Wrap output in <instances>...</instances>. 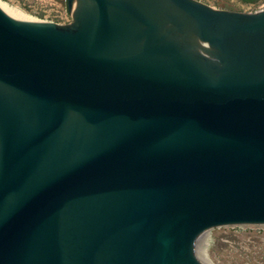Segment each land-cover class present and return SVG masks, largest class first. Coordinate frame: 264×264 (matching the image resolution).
<instances>
[{
  "label": "water",
  "instance_id": "obj_1",
  "mask_svg": "<svg viewBox=\"0 0 264 264\" xmlns=\"http://www.w3.org/2000/svg\"><path fill=\"white\" fill-rule=\"evenodd\" d=\"M68 6L0 3V264H210L264 225V9Z\"/></svg>",
  "mask_w": 264,
  "mask_h": 264
},
{
  "label": "rangeland",
  "instance_id": "obj_2",
  "mask_svg": "<svg viewBox=\"0 0 264 264\" xmlns=\"http://www.w3.org/2000/svg\"><path fill=\"white\" fill-rule=\"evenodd\" d=\"M31 18L68 26L74 17L68 0H2ZM216 9L254 13L264 9V0H197ZM209 236L208 255L213 264H264V225L215 227ZM200 242V240H199ZM198 242V243H199Z\"/></svg>",
  "mask_w": 264,
  "mask_h": 264
},
{
  "label": "bare ground",
  "instance_id": "obj_3",
  "mask_svg": "<svg viewBox=\"0 0 264 264\" xmlns=\"http://www.w3.org/2000/svg\"><path fill=\"white\" fill-rule=\"evenodd\" d=\"M0 3L12 10H15L23 15H26L28 16L26 13H24L23 11H21L20 9L18 8H15L5 2H3L2 0H0ZM30 17V16H28ZM40 21V20H39ZM43 22V21H42ZM246 225V224H244ZM208 232V231H207ZM209 244H210V240H209V236L208 235H203L200 239V242L197 244L196 248H195V255L197 257H199L200 259L210 263V264H213V262L211 261V259L209 258V255H208V248H209Z\"/></svg>",
  "mask_w": 264,
  "mask_h": 264
},
{
  "label": "flooded vegetation",
  "instance_id": "obj_4",
  "mask_svg": "<svg viewBox=\"0 0 264 264\" xmlns=\"http://www.w3.org/2000/svg\"><path fill=\"white\" fill-rule=\"evenodd\" d=\"M246 1H252V0H246Z\"/></svg>",
  "mask_w": 264,
  "mask_h": 264
}]
</instances>
